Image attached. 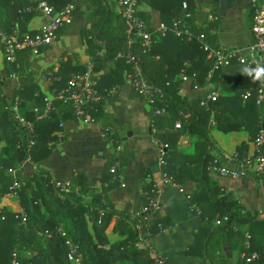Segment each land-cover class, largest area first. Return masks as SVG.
I'll list each match as a JSON object with an SVG mask.
<instances>
[{
	"label": "crops",
	"instance_id": "crops-1",
	"mask_svg": "<svg viewBox=\"0 0 264 264\" xmlns=\"http://www.w3.org/2000/svg\"><path fill=\"white\" fill-rule=\"evenodd\" d=\"M41 1L0 0V28L20 32L38 30L51 19V15L39 12ZM46 1L57 9L72 3L73 20L59 31L51 45L38 53L20 51V66L5 59L0 37V112L17 102L23 115L33 116L32 108L41 105L38 99L52 98L57 90L63 88L57 72L63 69L69 74L74 70H83L89 62L94 63L92 52L104 55L94 64L93 74L96 90L97 84L102 89L101 98L89 113L94 120L78 119L70 111L59 114L56 102L51 151L41 157L40 164L26 161L22 162L21 168V164L15 162L9 169L21 168V176L32 181L33 186L43 170L76 192L72 196L76 200L78 198L79 203L87 206L95 203L93 195L99 194L106 209L113 213L140 209L157 189L159 207L149 215V224L153 225L150 239L155 250L166 257L167 264H239L246 248L245 232L252 233L254 244L264 248V216L259 214L264 206V180L249 175L231 177L201 171L197 153L199 143L196 142L200 141L186 128H177L180 111L172 107L164 115L156 116L153 105L125 83L129 65L119 58H105V46L111 41L109 36L117 23V0ZM261 2L264 3V0ZM168 7L169 12L177 9L176 14L184 8L190 10L189 26L196 33H205L211 47L237 49L248 56V47L253 40L251 0H181L180 3L178 0H139L137 14L146 28L154 31L160 22H165L162 17ZM101 22L105 25L103 31L99 28ZM93 39L96 41L94 45ZM169 47V57H172L170 50L175 55V46L171 44ZM186 54L189 53L181 51L179 56ZM156 57L159 58V54ZM205 58L212 60L207 54ZM243 66V63L233 59L210 72L212 64L202 83L192 79L182 80L179 72L174 77L180 81L178 93L187 100H209L208 95L215 90L226 93L222 90V73L231 74V85L234 86L239 76L235 73L240 72ZM11 73H16L17 77L11 76ZM212 76L216 79L213 80ZM189 115V112L184 114ZM212 121H215L213 114L209 118L206 139L211 156L235 151L252 152L253 140L248 130L242 128L225 132L218 128L216 121ZM169 133H178L174 149L169 147ZM154 136L166 144V155L171 159V169L176 172L178 180L169 175L176 186L163 180L164 168L158 162L160 151ZM3 145L4 141H1L0 148ZM117 147L119 181L114 180L108 171L109 158L115 154ZM49 194L52 195V192L49 191ZM5 201L9 207L16 206L15 199L6 198ZM224 201L243 207V212L246 210L256 215L257 223H253L251 231H240L235 227L219 230L204 218L202 211H216L221 208L220 202ZM197 209L201 212L198 213ZM66 214L62 210L56 215L57 228L64 231L72 226ZM86 219L88 227L96 223L92 214L86 215ZM116 219L115 216L111 219L109 229L115 225ZM157 223L166 230L159 232ZM124 236L121 231L108 230L105 239L113 242ZM208 244L212 246L209 249Z\"/></svg>",
	"mask_w": 264,
	"mask_h": 264
},
{
	"label": "trees",
	"instance_id": "trees-1",
	"mask_svg": "<svg viewBox=\"0 0 264 264\" xmlns=\"http://www.w3.org/2000/svg\"><path fill=\"white\" fill-rule=\"evenodd\" d=\"M70 1L74 2V0ZM178 1L181 2V0ZM95 4L99 6L97 1ZM174 10L169 12L168 7V10L164 12L162 19L166 23L169 24L171 17L176 14L177 9ZM102 11L104 12L103 8ZM116 18L115 29L113 34L109 36L111 41L105 46L107 49L106 59L116 58V53L120 50L129 49L136 52L139 48L140 41L138 38H135L131 43L127 42L125 22L120 15ZM99 28L101 31L104 30L105 25L103 22L100 23ZM98 37L101 36L98 35ZM92 42V45H94L96 43L95 39ZM171 44L175 46L176 52L174 55L171 49L170 54L172 57H169V48H171L169 46ZM181 51H186L190 55L186 54L180 57L179 53ZM18 53L14 64H19ZM157 54H159V58L156 57ZM92 55L94 64L104 57V55L95 52H92ZM196 56L197 60L195 61ZM205 57L206 51L202 49L198 40H184L177 37L173 32H168L153 45L149 53L141 56L144 72L164 94L167 107H176L180 111L179 129L186 128L190 134L198 137L200 142H196L199 143L197 153L201 171H207V163L213 157H221V154L210 155L211 149H208L210 145L206 141L211 114H213L218 128L225 132L246 129L249 131L252 140L259 128L264 125V99L260 103L256 102L258 81L246 80L249 78L241 74V71L235 73L239 76L234 86L231 85V74L222 73V90L226 93L221 94L220 92L215 100H205L204 104H201L203 99L187 100L178 93L180 81L174 79V77L179 72L184 71L190 76V80L199 81L200 83L204 81L213 64L212 60L209 61ZM70 73L66 74V70L63 69L57 72L58 77L64 84L63 87ZM212 79L216 78L212 76ZM212 79L210 81H213ZM96 87L101 94L100 85L97 84ZM251 87L250 96L243 99L242 94ZM42 101V98L38 99L39 104ZM57 105L59 106V114L72 112L68 104L57 102ZM92 107L89 108L90 112L95 106ZM186 112L190 113L188 117L184 116ZM0 113V142L4 141V145L0 148V202L3 204V209L0 211V264H14V261H16V264H78L69 260L68 249L64 243L65 238L57 232L59 223L56 215L60 214L62 210L66 211V215L72 221V226L67 228L66 234L79 244L81 264H154L153 253L149 249L135 244L138 240V232L128 212H109L103 201L101 202L99 194L93 195L95 203L88 204V206L79 203L78 198L76 200L72 196L76 192L74 193L70 189L68 192H60L59 195L58 190L49 181L48 177L51 176L43 170L37 176L39 178H37L36 187L33 186L32 181L24 180L19 196L15 199V207L6 205L5 200L8 197H5L4 194L7 193L8 186L14 179L9 168L15 162L21 164L22 168V162L24 163L27 155L36 164H40L42 158L48 155L54 140V134L52 133L56 118L54 115L56 114L52 113L49 118L44 119H36L33 111V116L25 114L27 118L35 123V143L31 150L27 151L26 141L29 133L16 123L8 108L3 109ZM260 114H262V117H260ZM177 136L178 133H169V137H171V139L169 138V147L171 149L175 147ZM262 151L264 153V145ZM240 153L243 154V152ZM170 160V157H167V165L164 170L173 176L175 180H178L176 172L174 173V170L171 169ZM21 168L15 170V176L23 181L24 178L20 174ZM49 191L52 192V195L49 194ZM220 206L221 208L216 211L201 212L204 214V218L212 223H214L217 214L229 215L228 221L216 225L219 230H230L235 227L240 231H248V229L251 231V227H254L253 223H257L256 215L246 210L243 212V207L239 205H230L224 201L223 203L220 202ZM22 211L27 214L25 223H22ZM91 214L96 223L88 227L86 215L91 216ZM114 216L117 218L115 225L109 229L110 221ZM150 227L153 230V225H150ZM108 230L121 231L125 236L117 241H106L105 234ZM45 231H48L49 234H45ZM250 241L251 248H245L243 252L258 251L261 254L260 259L255 261L254 264H261L264 261V248L254 244L253 235H251ZM205 242L203 246H205ZM207 247L209 249L212 246L208 244ZM27 250L30 252L28 253ZM15 252L16 257L13 256ZM206 252L204 247V253ZM239 264H244L242 258H240Z\"/></svg>",
	"mask_w": 264,
	"mask_h": 264
},
{
	"label": "built area",
	"instance_id": "built-area-1",
	"mask_svg": "<svg viewBox=\"0 0 264 264\" xmlns=\"http://www.w3.org/2000/svg\"><path fill=\"white\" fill-rule=\"evenodd\" d=\"M139 0H117L116 11L125 22V32L127 34V42L131 43L135 38L139 39V48L136 52L129 49H123L116 53V58L122 59L129 65V72L126 75L125 83L132 87L145 101L152 104L154 107V114L162 116L166 113L168 107L166 99L161 90L154 85L144 72L141 56L149 53L153 45L159 39L163 38L168 32H173L182 39L191 40L196 39L200 42L203 50L209 58L213 60L214 69L223 67L231 60L235 59L243 64H251L255 66V62L264 63V3L261 0H251L252 15H251V31L253 40L248 47V56L242 55L237 49H228L226 47H219L217 49L211 47L206 39L205 33H196L189 26L188 21L191 18V11L184 8L179 14L171 17V24L160 22L154 31H149L146 28L144 21L137 14ZM39 12L45 15H51V19L46 24L42 25L38 30L33 32H20L17 29L12 31H5L0 28V37L3 42L5 59L9 62H15L17 53L22 50H28L32 54L38 53L43 48L51 45L57 38L61 29L69 25L73 20L74 5L67 3L61 8L57 9L46 0H42L38 4ZM94 63L89 62L83 70L73 71L70 73L67 82L63 88L57 90L52 98L44 97L41 105H35L32 108L36 119L49 118L52 113L57 111L56 102H62L70 105L73 115L78 119H91L89 108L96 104L100 98V93L95 88L94 77ZM11 76L17 77L16 73H11ZM194 76V74H193ZM182 80L189 79L190 76L184 71L181 72ZM252 87L247 89L243 94V99L250 96ZM219 91H212L208 95L209 100H215ZM264 99V84L258 81L257 99L256 102L260 103ZM205 100L201 101L204 104ZM19 103L15 102L7 108L10 111L11 117L20 125L29 135H27L26 150L30 151L35 143V123L33 120L27 118L19 111ZM214 123V121H212ZM180 127V122L177 128ZM155 132V129H153ZM155 137V141L159 146L158 162L164 168L167 165L166 144L159 142ZM253 150L249 153H223L221 157H213L206 166L207 171L216 172L222 176L240 177L245 175H253L259 180H264V153L262 151L264 145V125L261 126L253 139ZM117 147L115 154L111 155V160L108 166V171L114 180H120L119 166L120 161L118 157ZM31 161L30 156L27 155L24 162ZM10 170V169H9ZM13 174V181L8 186L5 197L9 199H17L19 191L24 184V181L16 178L15 170H10ZM163 180L172 185H177L174 179L165 171H162ZM50 183L60 192H68V187L65 183L55 180L53 177H48ZM190 202V200H189ZM192 204V203H191ZM193 205V204H192ZM159 207L158 190L154 189V194L148 199L147 203L138 210L127 211L130 219L133 221L134 226L138 232V240L136 245L149 249L154 256V264H167L166 257L159 254L153 244L151 243L152 229L149 224V215ZM3 209V204L0 202V211ZM200 213V209H197ZM259 214L264 216V206L259 210ZM22 223H25L27 214L22 211ZM229 220V215L215 216V225H221ZM159 232L165 231L166 228L162 224H156ZM65 239L64 243L68 249V258L70 261L79 263L80 252L79 244L74 242L67 236L66 231L57 228ZM49 234L48 231L44 232ZM250 233L245 232V247L250 248ZM260 253L252 250L249 252H242L241 258L244 264H254L255 261L260 259ZM16 257V252L13 253ZM16 264V261L13 262ZM261 264H264L262 261Z\"/></svg>",
	"mask_w": 264,
	"mask_h": 264
},
{
	"label": "clouds",
	"instance_id": "clouds-1",
	"mask_svg": "<svg viewBox=\"0 0 264 264\" xmlns=\"http://www.w3.org/2000/svg\"><path fill=\"white\" fill-rule=\"evenodd\" d=\"M241 74L264 84V63L255 62L254 67L251 64H244L241 68Z\"/></svg>",
	"mask_w": 264,
	"mask_h": 264
},
{
	"label": "rangeland",
	"instance_id": "rangeland-1",
	"mask_svg": "<svg viewBox=\"0 0 264 264\" xmlns=\"http://www.w3.org/2000/svg\"><path fill=\"white\" fill-rule=\"evenodd\" d=\"M112 158L110 157L109 158V163H110V160H111ZM108 166H109V164H108ZM25 179H23V181H24ZM25 182V181H24ZM24 185V184H23ZM34 187H36V185L34 186ZM20 192V191H19ZM9 199V198H8ZM7 204V203H6ZM67 232V231H66ZM39 234H40V232H39ZM42 234L43 235H45L43 232H42ZM27 252L29 253L30 251L29 250H27ZM78 264H81L80 262L78 263Z\"/></svg>",
	"mask_w": 264,
	"mask_h": 264
}]
</instances>
